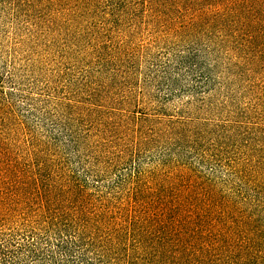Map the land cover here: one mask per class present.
Masks as SVG:
<instances>
[{
  "label": "rangeland",
  "instance_id": "1",
  "mask_svg": "<svg viewBox=\"0 0 264 264\" xmlns=\"http://www.w3.org/2000/svg\"><path fill=\"white\" fill-rule=\"evenodd\" d=\"M110 1L97 0V14L82 8L86 16L61 27L0 9V114L25 126L11 132L17 155L27 167L40 164L54 186L52 203L63 211L80 201L119 205L126 214L129 172L161 163L234 202L240 176L230 162L237 166L251 142L238 124L264 117V0H244L259 17L252 14V25L238 32L239 23L230 22L241 0L232 11L223 0H162L156 15L135 6L142 0H120L111 13ZM187 20L196 26L184 27ZM246 30L252 45L238 48L234 38ZM97 33L106 42L98 51L91 45ZM84 107L100 111L79 119ZM178 117L184 124L168 120ZM151 124L152 134H143ZM31 133L44 142L40 151L26 141ZM33 210L0 220V242L35 234L45 243L43 233L52 240Z\"/></svg>",
  "mask_w": 264,
  "mask_h": 264
},
{
  "label": "trees",
  "instance_id": "2",
  "mask_svg": "<svg viewBox=\"0 0 264 264\" xmlns=\"http://www.w3.org/2000/svg\"><path fill=\"white\" fill-rule=\"evenodd\" d=\"M96 1L0 0V9L9 6L16 15L43 20L48 27H61L76 24L88 14L84 9L97 14L91 7L97 5ZM113 1L107 7L120 6V0ZM223 2L227 9L224 10L232 11L238 0ZM159 3L162 0H142L135 6L140 4L149 14L156 15ZM48 7L53 9H45ZM109 11L114 13L113 7ZM217 12L219 10L214 14ZM252 14L258 19L259 11L241 0L234 8L230 23H239L238 32L241 27L252 25ZM55 18L60 21L55 22ZM195 23L187 20L184 27L196 26ZM240 36L241 40L234 38L237 47L250 49V30L243 31ZM102 38L97 33L92 40L96 51L106 45ZM41 99L44 103L49 100L45 96ZM60 102L56 100L55 104ZM2 104L9 102L5 100ZM94 110L100 111L97 107H84L78 118L83 119ZM262 116L253 124H238L251 142L244 144L249 152L237 157V166L230 162L235 174L240 176L236 204L204 180L193 178L192 173L177 172L175 167L161 163L152 168L135 166L129 172L131 211L124 210L125 214L122 207L115 204L104 203L98 208L97 204L87 206L79 201L66 205L64 211L62 205H53L50 195L54 186L47 176H41L40 164L27 167L13 148L11 132L17 125L21 130L25 126L0 114V220L16 213L25 218L23 215L34 208V217L42 219L38 223L44 224L40 227L55 234L49 240L51 235L43 233L45 243L35 234L21 242H0V264H264ZM168 120L173 125L184 124L180 117ZM223 125L231 127V124ZM152 126L149 129L147 126L143 134L147 132L150 136ZM24 132H30L29 128ZM68 135L70 141L76 139L70 132ZM50 140L56 143L57 138L51 136ZM26 141L39 151L44 145L32 133ZM32 152L35 154V150ZM122 152L118 150L116 154L122 155ZM122 159L129 158L123 156Z\"/></svg>",
  "mask_w": 264,
  "mask_h": 264
}]
</instances>
